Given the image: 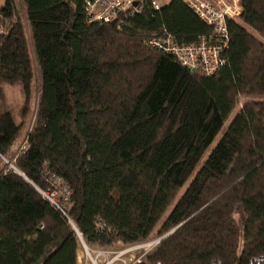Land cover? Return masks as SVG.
Returning a JSON list of instances; mask_svg holds the SVG:
<instances>
[{
  "label": "trees",
  "instance_id": "obj_1",
  "mask_svg": "<svg viewBox=\"0 0 264 264\" xmlns=\"http://www.w3.org/2000/svg\"><path fill=\"white\" fill-rule=\"evenodd\" d=\"M162 1L102 22L88 0H0V264H78L77 235L108 248L173 229L140 264L264 255V91L248 102L264 85V0H241L225 40L182 0ZM161 38L220 43L222 63L192 72L151 45ZM34 84L14 154L25 124L5 85L21 87L26 114ZM46 171L72 191L66 215L39 191Z\"/></svg>",
  "mask_w": 264,
  "mask_h": 264
},
{
  "label": "built area",
  "instance_id": "obj_2",
  "mask_svg": "<svg viewBox=\"0 0 264 264\" xmlns=\"http://www.w3.org/2000/svg\"><path fill=\"white\" fill-rule=\"evenodd\" d=\"M139 0H88L85 12L89 20L110 22L118 19L121 14H132L136 11ZM189 9H192L200 20L211 26L219 38H227V20L237 19L242 12L241 0H182ZM136 2V5L134 4ZM162 0H151L154 10L159 9ZM152 46L160 48L177 57L180 64L188 67L192 72L202 75H212L217 72L222 60L220 58V43L211 44L201 41L198 45L177 46L170 38L159 39L151 42ZM31 128V127H30ZM30 128L27 130L29 131ZM25 137L19 143L15 153L25 149ZM14 153V154H15ZM47 188L40 191L43 198L49 201L63 214L70 205L71 190L60 179L46 171L43 175ZM66 215V214H65ZM79 237L80 257L79 264H140L145 256L155 248L159 239L148 242H134L122 244L119 242L114 247H92L83 242ZM118 246V247H117ZM156 264H159L156 262ZM213 264H217L214 262ZM247 264H264V255L252 257Z\"/></svg>",
  "mask_w": 264,
  "mask_h": 264
},
{
  "label": "rangeland",
  "instance_id": "obj_3",
  "mask_svg": "<svg viewBox=\"0 0 264 264\" xmlns=\"http://www.w3.org/2000/svg\"><path fill=\"white\" fill-rule=\"evenodd\" d=\"M17 3L19 4V7L21 8V4H20V0H17ZM5 96H6V99L7 101L10 103V106H11V110H13V118H14V121L17 122V123H20V122H24V128L22 130V135H21V138L19 140V143L21 142V140L24 138L25 134H26V131L32 126V123H33V117L35 115V112H36V105H37V101H38V86H36V84H34V89H33V92L31 94V100H30V103L29 105L27 106V111H26V114H23V108H24V98L22 97V91H21V87L18 86V85H12V86H6L5 85ZM264 91V85L262 86V88L254 95V97L250 98L249 99V103L253 104L255 101H257L258 99L261 98L262 96V93ZM245 109H242V105H240L239 109L237 110V114L235 115V117H233V119L231 120V123L230 125L227 127V129L224 131V133L229 129L231 128L233 122L238 119V117L240 116H243V114H245ZM245 124H242L240 126H243ZM239 126V128H240ZM245 127V126H244ZM233 128V127H232ZM223 133V134H224ZM237 133V132H236ZM223 134L221 135V140H220V143L222 142V138H223ZM242 136V140H244V137H243V131L240 133ZM235 149V148H234ZM228 150V152L226 153V155H228V158H230V156L232 155L233 157L235 156V154L239 151V150ZM15 153V151H14ZM12 157H13V154H12ZM13 159V158H12ZM12 159H10V161H12ZM9 161V162H10ZM206 197V195H205ZM204 200V199H203ZM203 201L200 203L202 204ZM204 204V203H203ZM202 204V205H203ZM170 209H168L166 211V213L164 214V216L169 212ZM172 231V230H171ZM169 231V232H171ZM168 232V233H169ZM167 233V234H168ZM166 236V235H165ZM165 236H162V237H165ZM161 237V238H162ZM155 239H160L159 236H157L155 233L152 234L150 236L149 239L147 240H144L143 242H148V241H151V240H155ZM142 242V243H143ZM118 247V246H117ZM79 248V247H78ZM80 249V248H79ZM80 252V251H79Z\"/></svg>",
  "mask_w": 264,
  "mask_h": 264
},
{
  "label": "water",
  "instance_id": "obj_4",
  "mask_svg": "<svg viewBox=\"0 0 264 264\" xmlns=\"http://www.w3.org/2000/svg\"><path fill=\"white\" fill-rule=\"evenodd\" d=\"M134 4L136 5V2H135ZM7 166L10 167V168H14L13 165H12V163H11V161H10V162H7ZM173 230H174V229H173ZM173 230H172V231H173ZM170 233H171V232H169L168 234H170ZM168 234H166V235H168ZM165 237H166V236H165ZM162 238H164V237H162ZM162 238H160V239H162ZM160 239H159V240H160Z\"/></svg>",
  "mask_w": 264,
  "mask_h": 264
},
{
  "label": "crops",
  "instance_id": "obj_5",
  "mask_svg": "<svg viewBox=\"0 0 264 264\" xmlns=\"http://www.w3.org/2000/svg\"><path fill=\"white\" fill-rule=\"evenodd\" d=\"M120 243H121V242H120ZM117 244H119V243H117ZM117 244H116V245H117ZM79 251H80V249L78 250L77 260H78L79 257H80V252H79ZM78 264H79V260H78Z\"/></svg>",
  "mask_w": 264,
  "mask_h": 264
}]
</instances>
